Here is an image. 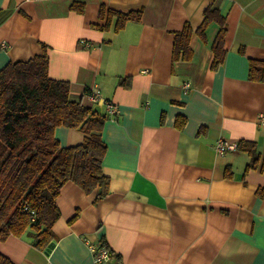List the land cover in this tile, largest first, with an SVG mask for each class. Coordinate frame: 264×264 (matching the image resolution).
I'll return each mask as SVG.
<instances>
[{
  "label": "crops",
  "instance_id": "0c3cea01",
  "mask_svg": "<svg viewBox=\"0 0 264 264\" xmlns=\"http://www.w3.org/2000/svg\"><path fill=\"white\" fill-rule=\"evenodd\" d=\"M44 45L74 98L108 116L85 95L97 86L119 105L102 131L108 192L67 182L52 250L9 235L0 253L94 264L87 239L108 244L100 264H264V0H0V69ZM220 139L237 148L218 153Z\"/></svg>",
  "mask_w": 264,
  "mask_h": 264
},
{
  "label": "trees",
  "instance_id": "16d2710c",
  "mask_svg": "<svg viewBox=\"0 0 264 264\" xmlns=\"http://www.w3.org/2000/svg\"><path fill=\"white\" fill-rule=\"evenodd\" d=\"M140 16L122 12L121 21ZM185 28L191 32L188 24ZM189 42L187 35L183 48ZM43 47L41 54L9 61L0 69V240L24 235L50 252L62 187L74 181L86 192L98 188L97 198L108 192L109 177L102 170L107 149L102 131L108 116L74 98L69 81L49 76ZM59 126L82 130L83 140L63 145L56 135ZM0 264L16 263L0 253Z\"/></svg>",
  "mask_w": 264,
  "mask_h": 264
},
{
  "label": "built area",
  "instance_id": "2783aa9c",
  "mask_svg": "<svg viewBox=\"0 0 264 264\" xmlns=\"http://www.w3.org/2000/svg\"><path fill=\"white\" fill-rule=\"evenodd\" d=\"M85 44L86 46L91 45V43L89 42H85ZM4 45L5 44H3V46ZM185 86L189 87L190 82H187ZM85 95L94 105L104 106V109L106 110V113L108 114V117L111 120H114L117 118V115L120 113L119 105L113 100L106 98L100 88H98L97 86L89 87L87 88ZM258 123L261 126H264V113L259 114ZM237 145L238 144L236 142L225 140V139H220L216 142L215 148L218 153L222 154L226 152L227 150L236 149ZM86 242L89 245V248L94 253V264H100L101 262H103L104 260L110 257L111 250L106 244L100 243L97 245L87 239H86Z\"/></svg>",
  "mask_w": 264,
  "mask_h": 264
},
{
  "label": "water",
  "instance_id": "95a60500",
  "mask_svg": "<svg viewBox=\"0 0 264 264\" xmlns=\"http://www.w3.org/2000/svg\"><path fill=\"white\" fill-rule=\"evenodd\" d=\"M50 247L53 248L54 247V244H52Z\"/></svg>",
  "mask_w": 264,
  "mask_h": 264
}]
</instances>
